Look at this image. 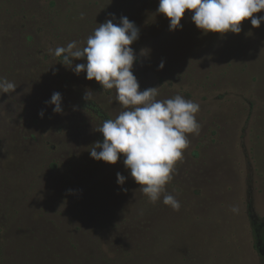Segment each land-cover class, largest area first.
Segmentation results:
<instances>
[{
    "label": "rangeland",
    "instance_id": "obj_1",
    "mask_svg": "<svg viewBox=\"0 0 264 264\" xmlns=\"http://www.w3.org/2000/svg\"><path fill=\"white\" fill-rule=\"evenodd\" d=\"M158 5L0 0V78L15 84L0 92V264H264L252 233V220L264 221V23L205 34L189 12L170 31ZM113 15L140 30L132 45L140 90L200 105L199 134H189L166 185L178 210L138 191L123 156L116 165L91 158L105 120L89 106L107 119L124 109L114 89L49 51L85 46ZM54 92L62 95L59 114L46 103Z\"/></svg>",
    "mask_w": 264,
    "mask_h": 264
},
{
    "label": "clouds",
    "instance_id": "obj_2",
    "mask_svg": "<svg viewBox=\"0 0 264 264\" xmlns=\"http://www.w3.org/2000/svg\"><path fill=\"white\" fill-rule=\"evenodd\" d=\"M189 12L191 21L205 34H240L241 25L247 20L254 28L264 23V16L256 15L264 12V0H159L157 13L168 18L170 31L181 28V21ZM114 19L113 15L99 24L83 47L71 41L49 51L62 58V64L75 74L86 73L87 80H95L103 90L114 89L115 99L124 109L95 130L102 134L103 140L89 147L91 158L116 165L123 156L125 168L140 185L138 191L153 203L163 197L164 205L178 210L180 203L174 195L166 193V185L189 146V134H199L196 114L200 105L179 94L157 99L159 88L141 91L133 74L137 55L132 47L140 30L126 16L120 17L118 23ZM141 55H147V50H142ZM164 66L161 61L159 68L162 70ZM14 89L13 82L0 78V92ZM84 99H91V91L85 93ZM46 103L54 105L55 113H62L61 93L54 92ZM39 115L43 118L44 112ZM125 182L126 177L117 173V183Z\"/></svg>",
    "mask_w": 264,
    "mask_h": 264
},
{
    "label": "trees",
    "instance_id": "obj_3",
    "mask_svg": "<svg viewBox=\"0 0 264 264\" xmlns=\"http://www.w3.org/2000/svg\"><path fill=\"white\" fill-rule=\"evenodd\" d=\"M89 108L90 111L92 110L97 117L107 120L105 114L96 105V103H92ZM252 233L254 237V248L264 261V221L258 222L256 220H252Z\"/></svg>",
    "mask_w": 264,
    "mask_h": 264
}]
</instances>
